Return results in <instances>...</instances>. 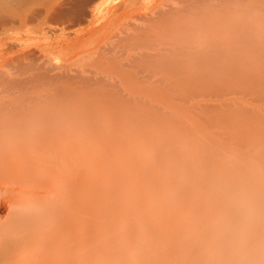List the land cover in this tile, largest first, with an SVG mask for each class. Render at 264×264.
I'll return each instance as SVG.
<instances>
[{
	"label": "bare ground",
	"instance_id": "bare-ground-1",
	"mask_svg": "<svg viewBox=\"0 0 264 264\" xmlns=\"http://www.w3.org/2000/svg\"><path fill=\"white\" fill-rule=\"evenodd\" d=\"M9 1L0 0V264H264V148L252 147V158L224 148L226 131L219 140L205 135L221 146L208 148L216 154H180L167 147L177 140L153 138L152 160L132 148L104 156L105 177L94 168L104 151L92 145L114 136L106 122L133 120L140 109L162 123L174 96L195 105L201 98L199 114L216 112L221 124L244 116L262 142L264 106L254 112L224 90L264 84V29L235 23V40L220 39L226 12L215 0ZM30 23L44 44L11 50V28L27 42L21 30Z\"/></svg>",
	"mask_w": 264,
	"mask_h": 264
},
{
	"label": "rangeland",
	"instance_id": "rangeland-1",
	"mask_svg": "<svg viewBox=\"0 0 264 264\" xmlns=\"http://www.w3.org/2000/svg\"><path fill=\"white\" fill-rule=\"evenodd\" d=\"M11 1V4L13 3V1L12 0H10ZM9 1V2H10ZM111 1H114V3H119L120 1H123V0H111ZM115 1H118V2H115ZM149 1H153V0H149ZM216 2H218L219 4H220V8L219 7H217L216 8V10H215V19H216V16L218 17V19H216V21H218V20H221L220 18V10L222 9V12H226L225 14L224 13H222V17L223 16H225L224 17V19L222 18V20H223V22L222 21H219V23H218V26H217V24H216V27H220L221 29H222V27H223V30L222 31H220L219 29H218V31H219V38L220 39H222V37L221 36H224V38H226V37H228V38H226V39H229L231 36L234 38L235 36L234 35H236V34H238V32L240 31L241 32V30H242V28H241V26L243 27V25H246L247 26V24H248V26L247 27H249L250 25H251V27H252V25L254 26L253 28H257V29H259V30H262V29H264V16H261V14H260V10L262 9V8H264V0H215ZM219 6V5H218ZM218 8L220 9L219 11H218V13H217V10H218ZM218 14V15H217ZM227 15V16H226ZM233 19V20H232ZM236 19V20H235ZM225 20H229L231 23H228L227 21H225ZM233 21V22H232ZM236 21V22H235ZM220 22H222V25L220 24ZM235 23H237L236 25L238 26V25H241V26H239V27H237V26H235L234 24ZM252 23H254V24H252ZM220 24V25H219ZM230 24H231V26H230ZM250 24V25H249ZM16 25V24H15ZM19 25V24H18ZM16 26L15 28H19L20 26ZM39 25H38V23H30V24H28L26 27H27V29H25L26 27H24V28H22V30H21V35L23 34V36H21V37H24L25 39H26V41L27 42H21V41H19L18 39H19V36H20V28H19V30H14L13 28H11V31L9 32V33H11V44H10V47H11V50H12V48L14 49V50H17V49H19L21 46H20V44L21 43H24V45H25V43L27 44V45H29V46H31V47H35V48H37V45L39 46V45H41V44H44L43 42V39H40L41 38V35L40 34H37V33H39V28L40 27H38ZM86 25L84 24L83 26H82V28H84ZM229 26H230V29H229ZM232 26H234V27H232ZM246 26L243 28V29H245L246 28ZM14 27V26H13ZM224 27H226L227 29L225 30V28ZM237 27V28H236ZM78 28H80V29H82L81 27H78ZM13 29V30H12ZM30 29H32L33 31L35 30V33L32 31V30H30ZM230 31H229V30ZM234 29H237L236 31H234ZM25 30H29V32H28V34H27V32L25 33L24 31ZM225 30V31H224ZM37 31V32H36ZM224 31V32H223ZM23 32V33H22ZM57 32L59 33V31L57 30V31H55V33L57 34ZM226 32V33H225ZM234 32V33H233ZM239 32V33H240ZM16 33V34H15ZM232 33V34H231ZM234 34V35H233ZM13 35V36H12ZM25 35H31V36H36V37H31L30 36V38L28 37V36H26L25 37ZM228 35V36H227ZM16 36H18V37H16ZM73 36V35H72ZM237 36V35H236ZM15 37V38H14ZM20 37V38H21ZM28 38V39H27ZM233 38H231V39H233ZM236 38V37H235ZM235 38L233 39V41L235 40ZM40 39V40H39ZM5 40V39H4ZM9 40V39H8ZM42 42L41 44H40V42ZM0 42H1V40H0ZM13 42V43H12ZM15 42H16V44H15ZM38 42V43H37ZM20 43V44H19ZM14 44V45H13ZM17 44H19V45H17ZM243 44H245V45H247V50H249L250 51V49H249V45L248 44H246V43H243ZM257 44V45H256ZM255 44V46H257L256 48L259 50V51H261V46L259 47V44L258 43H256ZM16 45H17V47H16ZM36 45V46H35ZM243 47H245L244 45H242V48ZM259 47V48H258ZM35 48H31V49H34L35 50ZM245 49V48H244ZM245 51H246V49H245ZM249 51H248V53H246V56H245V58H250L249 56H250V54L251 53H249ZM257 51V50H256ZM244 52V51H243ZM253 55H254V52H253ZM256 56V55H255ZM257 57V56H256ZM61 58H63V57H61ZM61 58H58V59H56V61L58 62V60L60 61V60H63V59H61ZM12 59V58H11ZM259 59L260 58H256V59H254V58H250L249 60L252 62V60L253 61H257V62H259ZM11 61H13V59L11 60ZM249 61V62H250ZM62 62V61H61ZM17 62H15L14 63V61H13V63H11V66H12V64H14L12 67H11V72H13V69H14V71L17 69V64H16ZM16 64V65H15ZM16 68V69H15ZM257 83L259 82V81H256ZM255 82V83H256ZM224 83H226V82H224ZM263 83V82H262ZM262 83H258V85L257 84H255L254 86H250L249 84H248V86H246V84H245V86H242V87H236L235 85L234 86H232V85H230V87L227 85L228 83H226V84H224V85H222V86H228L229 88H232V89H234V91L233 90H229V88L227 87V91L226 90H224V94L225 95H227L226 97L228 98V99H231V102H234L235 100H237V101H235V103L237 102V103H239V101H241L240 103H242L243 102V105L244 106H246V107H249V105L251 106V107H249V108H252L251 110H253L254 111V107H255V111L256 110H258L259 111V109L258 108H261V107H263L264 106V103H263V101H264V98H263V101H260L259 99H262V98H260V96L261 97H264V84L262 85ZM223 84V83H222ZM260 85H262V86H260ZM221 86V85H220ZM221 86V87H222ZM221 87H219V88H221ZM252 87H254V88H252ZM257 87H262L261 88V91L259 90H257ZM248 88H249V90H248ZM251 88H252V90H251ZM223 89H225V87H222V89H218V93L220 92V93H222L223 91H221V90H223ZM246 89V90H245ZM255 89V90H254ZM263 89V90H262ZM247 91V92H243V91ZM243 92L242 94L241 93H238V94H241V96L240 95H236L235 96V94L234 93H236V92ZM253 93H252V92ZM255 91V92H254ZM257 91L259 92V93H257ZM227 92V93H226ZM229 92H231V96H229L228 97V95H230L229 94ZM233 92V93H232ZM255 93V94H254ZM260 93H261V95H260ZM263 93V94H262ZM212 94H215V93H212ZM223 93L222 94H220V96H222V95H224ZM246 94V95H245ZM247 94H248V96H247ZM258 94V95H257ZM191 95V94H190ZM211 95V93L209 94V96ZM224 95V96H225ZM254 95V96H253ZM191 96H197V95H191ZM198 96H200V95H198ZM203 96H205V95H203ZM208 95H206L205 97H203V98H206V100H207V98H208V102L207 101H204V103L203 104H205L206 102V104H208L210 101H209V98H211V96L210 97H207ZM214 96V100H217L218 98H217V96L216 95H213ZM215 96H216V98H215ZM244 96H247L246 98L244 97ZM175 97V98H174ZM173 97V102L175 103V105H173V107L172 108H170V109H172V112H173V110H174V112H175V114H174V112H173V114L176 116V118H177V120L175 121V117L174 118H172L173 117V114L171 115L170 114V116H168L169 118H172L173 120H174V122L173 123H171V121L170 120H172V119H170V120H168L169 118L167 117V118H165V120L163 119L162 121L164 122H162L161 123V121H160V123H159V121H158V123L157 122H155L156 121V119L155 118H157L158 116H156L157 115V113L156 112H154L153 114H152V112L153 111H155V110H151V112L150 111H148V110H143V109H140L142 112H141V114L138 112V111H140V110H138V111H135V113H134V115L136 114V116L135 117H137V115L138 116H140V118H138L137 117V120L138 119H140V122H139V120L138 121H136V120H134V118H133V120L131 119V118H129V119H127V116L125 117L124 116V123H119V122H106L105 124H104V130L106 131V132H111L112 134L111 135H114V136H112V138H110V139H107V137H106V139H105V137L104 138H95L94 140H92V145L94 146H97V148H99L101 151H104V153L102 154V156H101V158H100V156H98V158L95 160V162H94V168H95V172L98 174H101V175H103V176H107V170H106V163H107V161H106V158L104 157V156H106V157H109V158H112L111 160H115L114 159V156L116 157H121L122 155H124V153H125V151H129L131 148L133 149V150H139L138 152L142 155V152H144L145 154H147L148 152H147V150L148 151H150V153H148L147 155H148V159H149V156H151V155H149V154H152V158L150 157V159L152 160L153 159V156H155L154 154L156 153V151L154 152V150H155V147L152 145V141H153V138L155 139L156 138V140H160V138H162L163 140L165 139L167 142H168V144L170 143L169 142V140H171V138H172V140H177V142L175 143H173L172 144V142H171V145L170 146H167V147H169L168 149H170V147L173 145V147H175L176 148V146L178 147V149H179V151L177 150V152H180V154H181V152H185V151H187L188 149H194V150H199V149H205V147L207 148V150H208V152L209 153H214V154H216V152L214 151H212L213 149H208V148H213L212 146H215V148L217 147H221L220 145H211V146H209L208 144H206V141L204 140V138L206 137L205 135H211V134H213V136L216 138L217 137V135L219 134V132H220V134L222 135V134H224V133H222V131H226V132H230L231 134L232 133H234V135H236V133H237V135H236V137H242L243 135H245V136H247L248 138L250 137V139H249V141L252 139V141L250 142L252 145H249L250 143H248V142H246L247 140L245 139V136H243L244 137V141L245 142H242L241 144L239 143V142H237L236 141V139L234 138V136H233V134L230 136L232 139H230V138H228L229 140H227V138H225V139H223L224 138V136L225 137H229V136H226L227 134H226V132H225V134L223 135V138H220V136H218V138H216L217 140H219V138L221 139L220 141H222V142H224L225 141V143H223V144H221L224 148H227V149H229L230 147H231V149H234L235 148V150H237V151H240V152H242V153H244L247 157H249V158H252V156H250V154L251 155H253V156H255L256 154H255V151H254V148H256V146H258L256 149H259V148H261V149H263L264 148V145L262 146V144H263V140H264V137H262V142H261V139L260 140H258L259 139V137H257V136H253V134H255L256 135V133L255 132H257L258 130H260V128H252V127H250L249 128V122H248V120H246L247 118H245V120H244V122H243V119L242 118H244V116H242V118L240 119L239 117V119H237V120H235V117H233L234 118V120H235V122L236 121H241L242 122V124H244L246 121H247V123H245V125H244V127L243 128H241V129H239L240 127H242V124H238L239 126L237 127V123H240V121L239 122H237V123H233V122H231L230 121V118L228 119V122H226L227 120H224V124L222 123L221 124V122H223L222 120H220L219 118H220V114H217L216 112H213L212 111V113H210V112H208V114H202L201 112H200V114H199V109H197V103L198 102H201V101H199L201 98H198V99H196V101L195 102H197L196 103V105H195V103L194 104H192V103H184L183 101L181 102V103H179V100L180 99H182V98H178L179 100H177V97L176 96H174ZM195 97H194V99H195ZM219 97V96H218ZM232 97V98H231ZM258 97H259V99H258ZM158 98H160V97H158ZM164 98V97H163ZM162 97H161V100L163 99ZM251 98V99H250ZM147 99H148V97H147ZM188 99H190V96H189V98ZM187 99V100H188ZM192 99V98H191ZM235 99V100H234ZM254 101H253V100ZM164 100V99H163ZM248 100V101H247ZM259 100V102H256V101H258ZM189 101V100H188ZM251 102V103H250ZM176 103H177V105H176ZM186 105H184V104ZM201 103V104H202ZM213 103V102H212ZM212 103H210V104H212ZM215 103V102H214ZM247 103V104H246ZM254 103V104H253ZM183 104V105H182ZM189 104V105H188ZM200 104V105H201ZM192 105H194L193 106V108H194V110H192ZM255 105V106H254ZM260 105H261V107H260ZM257 106V107H256ZM178 107V108H177ZM180 107V108H179ZM191 108V110L189 111V109ZM257 108V109H256ZM164 110V109H163ZM176 110H177V112H176ZM197 110H198V112H197ZM250 110V111H251ZM166 111V110H165ZM164 111V112H165ZM192 111V112H191ZM254 111V112H255ZM258 111H256V112H258ZM136 112H138V113H136ZM145 112H147V113H145ZM161 112V111H160ZM215 113V114H214ZM142 114H144V116L142 115ZM149 114H152V115H149ZM154 114H156L155 115V117H154ZM159 114V113H158ZM162 114V113H161ZM217 114V115H216ZM163 115H164V113H163ZM216 116H218V117H216ZM165 117V116H164ZM143 118V119H142ZM218 118V119H217ZM146 119V121L144 122L143 120H145ZM158 119V118H157ZM233 120V119H232ZM233 120V121H234ZM180 121L185 125L186 124V126L188 125V128L190 127V128H192L194 131L195 130H197V133H199L200 135H201V137H194V138H192L193 137V133H195L192 129H189L190 130V132H189V134L191 135H188L187 133H188V131L186 132V130H188V128H186V130H185V128L183 127L184 125L182 124V123H180ZM183 121H185V122H183ZM221 121V122H220ZM229 123H232V126H233V124H235L234 125V127L236 126V128H234V127H232V128H230V129H228V127H230L231 125H229ZM220 124L222 125V126H224L223 127V129L222 128H218V127H221L220 126ZM227 124V125H226ZM246 125H247V127H248V130L249 131H251L252 132V130L251 129H254V130H256V129H258V130H256V131H254L253 132V134L252 133H250V132H248L247 131V129H246ZM185 126V127H186ZM194 127V128H193ZM263 127V126H262ZM246 129V132L244 131L245 129ZM262 129V128H261ZM264 129V128H263ZM262 129V130H263ZM185 130V131H184ZM243 130V131H242ZM192 131H193V133H192ZM213 131H216V133H213ZM235 131V132H234ZM239 131L242 133V135H240L241 133H239ZM185 132H186V134H185ZM259 133H260V131H258ZM261 132H264V130L263 131H261ZM209 133V134H208ZM239 133V134H238ZM245 133V134H244ZM258 133V134H259ZM167 134H169L168 136H169V138H168V136H167ZM172 134V135H171ZM198 134V135H199ZM204 134V135H203ZM216 136H215V135ZM248 134V135H247ZM257 134V135H258ZM145 135H146V138L148 139L147 141H146V139H145ZM152 135H154V136H152ZM178 135V136H177ZM189 136V137H187V136ZM239 135V136H238ZM250 135V136H249ZM143 136V137H142ZM152 136V137H151ZM253 136V137H252ZM258 136H260V134L258 135ZM264 136V135H263ZM151 137V138H150ZM174 137V138H173ZM178 137H180V138H178ZM222 137V136H221ZM242 137V138H243ZM256 138V140H258L257 142H256V140L255 139H253V138ZM261 137V136H260ZM158 138V139H157ZM185 138H187L188 140H189V142H187L188 140L187 139H185ZM190 138V139H189ZM192 138V139H191ZM200 138V139H199ZM202 138H203V140H202ZM240 139V140H243V139ZM180 139V140H179ZM182 139V140H181ZM142 140V141H141ZM150 140V141H149ZM179 140V141H178ZM199 140V141H198ZM202 140V141H201ZM195 141V142H194ZM231 141H232V144H231ZM238 143H236V142ZM118 142V146L120 147V148H116V144L115 143H117ZM147 142H148V144H147ZM187 142V143H186ZM199 142V143H198ZM235 142V143H234ZM254 142V143H253ZM145 144L146 143V145L144 146L143 144ZM177 143H179V144H177ZM181 143V144H180ZM203 143V144H202ZM245 143L247 144L246 146H244L245 145ZM261 143V144H260ZM175 144V145H174ZM177 144V145H176ZM184 144V145H183ZM196 144V145H195ZM202 144V145H201ZM235 144H237V145H235ZM243 144V145H242ZM148 145V146H147ZM188 145H190V146H188ZM194 145V146H193ZM256 145V146H255ZM261 145V146H260ZM147 146V147H146ZM183 146H184V148H183ZM201 146H203V148L201 147ZM249 146V147H248ZM194 147V148H193ZM196 147H197V149H196ZM200 147V148H199ZM234 147V148H233ZM245 147V149H243ZM252 147H254V148H252ZM172 148V147H171ZM186 148H187V150H186ZM250 148H252L253 150V152L251 151V150H249ZM131 149V150H132ZM143 149V150H142ZM142 150V151H141ZM245 151V152H244ZM248 152V153H247ZM101 153V152H100ZM154 153V154H153ZM211 153V154H212ZM145 154H143L142 156L144 157V155ZM145 157H146V155H145ZM104 160V161H103ZM150 160V161H151ZM96 164V165H95ZM96 166V167H95ZM126 253H127V251H125ZM101 255L100 254H96L95 256H94V258L95 257H97V258H99ZM94 264H100L99 263V261H96V262H94Z\"/></svg>",
	"mask_w": 264,
	"mask_h": 264
}]
</instances>
